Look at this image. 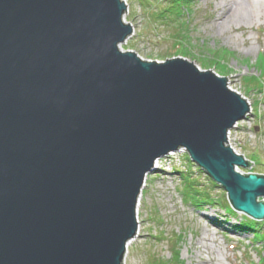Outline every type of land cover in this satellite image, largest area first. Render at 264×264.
Returning a JSON list of instances; mask_svg holds the SVG:
<instances>
[{
  "label": "water",
  "instance_id": "1",
  "mask_svg": "<svg viewBox=\"0 0 264 264\" xmlns=\"http://www.w3.org/2000/svg\"><path fill=\"white\" fill-rule=\"evenodd\" d=\"M126 10L0 0V264H122L145 176L181 149L264 221V175L226 146L247 102L185 58L123 51Z\"/></svg>",
  "mask_w": 264,
  "mask_h": 264
},
{
  "label": "rangeland",
  "instance_id": "2",
  "mask_svg": "<svg viewBox=\"0 0 264 264\" xmlns=\"http://www.w3.org/2000/svg\"><path fill=\"white\" fill-rule=\"evenodd\" d=\"M124 1L127 10L123 20L131 25L132 33L120 46L123 51L135 52L148 61L185 58L200 70L227 77V89L245 99L251 111L229 131L226 146L253 162L250 168L238 167L240 173L264 175V19L221 26L216 5H224L226 0ZM213 52L234 55L226 62L222 60L224 74L217 71L221 56L214 57ZM252 79L256 80L249 84ZM173 153L159 159L158 167L146 175L136 219L141 232L129 246L122 264H190L191 260L194 264L197 259H191L187 250L190 253L197 248L194 242L205 229L208 238L214 236L227 250L228 259L222 256L218 264H264V241L254 243L255 233L247 228L244 215L220 208L228 203L225 191L213 186V181L190 162L186 151ZM188 172L218 204L196 207L187 200L182 174ZM214 257L218 258L217 253Z\"/></svg>",
  "mask_w": 264,
  "mask_h": 264
},
{
  "label": "bare ground",
  "instance_id": "3",
  "mask_svg": "<svg viewBox=\"0 0 264 264\" xmlns=\"http://www.w3.org/2000/svg\"><path fill=\"white\" fill-rule=\"evenodd\" d=\"M241 1L242 0H226V4L222 5L223 4L222 3L219 6L216 5V8L218 10L217 17L218 19H221V23H220L221 26L223 24L232 25L234 22H238V21L248 22V21L257 20V19L259 20L264 19V4L253 5L251 3H247V2L243 3ZM254 2L264 3V0H254ZM129 37L124 41V43H126ZM122 44H120V46ZM229 134L230 133H228L227 135V140L228 139L230 140ZM157 165H158V161L155 163V168L158 167ZM146 181H147V176H145L144 178L143 185H142L141 191L137 199V203L135 207L136 219L139 218V204L142 199V190L146 186ZM210 217L209 219H211ZM140 232H141V226L139 225V222H138L136 226L135 236L131 238L126 244V252H128L129 246L133 244V242L139 236ZM210 242L211 244H209ZM194 244L195 246H197V248L193 247L194 250L191 251L190 253H189V250H187V255L190 256L191 259L192 258L197 259V262L194 264H218L219 262H221L222 256L225 260L228 259L227 250L225 246L221 248V244L215 239L214 236H212L211 238H208L207 229L204 230L202 237L198 238V240L195 241ZM210 251H212V253ZM126 252H125V255H126ZM208 253H210V256L212 255L215 256V253H217L218 258L214 256L210 258H204L202 256L203 254H208ZM190 264H193L192 260Z\"/></svg>",
  "mask_w": 264,
  "mask_h": 264
},
{
  "label": "trees",
  "instance_id": "4",
  "mask_svg": "<svg viewBox=\"0 0 264 264\" xmlns=\"http://www.w3.org/2000/svg\"><path fill=\"white\" fill-rule=\"evenodd\" d=\"M175 2L181 3V2H187L188 0H174ZM219 52H213V56L215 57L218 55ZM219 61L221 62V68L217 70L219 73L224 74L225 66L223 67V63L228 60L229 57L234 56L233 54H219ZM262 58V57H261ZM224 60V62H222ZM212 62V61H210ZM256 79L250 80L249 84H252V82ZM245 83V81H244ZM248 85V83H245ZM191 173L188 172L187 174H182L183 179V189L185 190L184 195L186 196L187 200L193 204L196 207H205L209 205L218 204L217 199L214 198L211 194L208 193V190L205 189L201 184H199L197 181H193L192 177L190 175ZM213 183V182H212ZM214 187H218L214 185ZM261 200V199H260ZM220 208L224 209L227 212L235 213L232 208L226 203L223 205H219ZM247 224V228H249L250 231H253L255 233L256 241L254 243H259L260 241H264V232H262V229H264V222H256L252 219H249L248 217L244 216ZM256 232H259L256 234ZM152 264H158V263H152ZM169 264V262L165 263Z\"/></svg>",
  "mask_w": 264,
  "mask_h": 264
},
{
  "label": "built area",
  "instance_id": "5",
  "mask_svg": "<svg viewBox=\"0 0 264 264\" xmlns=\"http://www.w3.org/2000/svg\"><path fill=\"white\" fill-rule=\"evenodd\" d=\"M180 151H182V152H184L185 150L184 149H181V150H179L178 152H180ZM174 153H171V155H173Z\"/></svg>",
  "mask_w": 264,
  "mask_h": 264
}]
</instances>
